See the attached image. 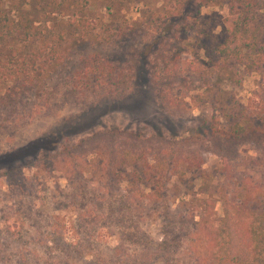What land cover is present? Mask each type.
Masks as SVG:
<instances>
[{"label":"trees","instance_id":"1","mask_svg":"<svg viewBox=\"0 0 264 264\" xmlns=\"http://www.w3.org/2000/svg\"><path fill=\"white\" fill-rule=\"evenodd\" d=\"M22 1L0 12V133L50 110L66 91L118 99L149 87L176 117L169 91L205 86L208 72L231 60L244 75L257 72L254 92H264V0H163L116 32L103 21L105 34L85 7L109 13L118 0ZM210 4L226 5L227 14L202 43L204 60L182 43ZM15 39L24 44L8 55ZM215 109L188 137L173 128L82 135L81 119L67 117L0 150V264H264V179L250 176L240 157L243 142L264 154V96L228 125ZM201 146L219 159V218L201 185L187 197L170 194L169 183L193 169L206 183ZM26 169L61 171L65 185L52 188Z\"/></svg>","mask_w":264,"mask_h":264},{"label":"rangeland","instance_id":"2","mask_svg":"<svg viewBox=\"0 0 264 264\" xmlns=\"http://www.w3.org/2000/svg\"><path fill=\"white\" fill-rule=\"evenodd\" d=\"M22 3V0H0V12L2 14L10 7H16ZM38 4H45V1H39ZM163 4V0H124L123 2L118 0L112 12L109 13H107L108 10L104 6L86 5L85 9H90L87 12L97 26L95 32L105 34L107 32L105 30L106 23L104 24L103 21L110 24L111 31L116 32L120 26L126 25L128 21L131 22L140 18L146 10L157 11ZM80 6L81 4L78 3L77 8H80ZM46 8L49 9L48 6ZM70 8L74 7L71 6ZM201 11L204 14L203 21L196 23L195 29L189 32V36L182 43V47L187 54L190 53L191 56L205 60L203 47H201L202 43L209 42L214 37L213 34L218 33L220 24L227 14V6L210 4L204 6ZM68 12L72 11L69 9ZM43 17L46 18L47 15H43ZM12 41L15 42L12 49L8 51V55L11 54V51H17V47L21 48L24 44L18 39L10 42ZM118 54V57H120L122 55L121 51ZM208 74L211 79L205 86L196 87L189 92L187 90L169 91L168 94L171 96L176 117H172L162 107L156 91L149 87H139L134 91H128L124 97L118 99L92 92H63L64 94L51 101L54 104L51 103L50 110L42 108L35 115L14 122L4 132L0 133V150L17 145L24 139L36 135L51 124L63 121L67 117L81 119L82 125H85V131L81 133L82 135L86 131L104 127L148 132L153 128L165 132L173 128L174 132L181 137H188L194 133L193 130L202 132V129L208 124L207 121L213 119V108L215 109L218 106L223 108V110H220L219 107L215 109L216 114L219 116L222 125H228L227 119L235 118L241 107L248 105L250 102H257L264 96V92L260 89L258 92H254L255 88H259L261 81L258 73L251 72L250 75H244L239 66L236 63L234 64L232 60L228 63H221L209 71ZM2 92L3 89L0 88V95ZM198 134L202 135L203 133ZM200 152L205 157L202 168L209 173L206 183H203L199 176L200 169H193L187 172L183 181L169 183L170 194L174 198L178 195L187 197L192 195L193 190L198 189V186L201 185L202 191L208 190L213 193L216 201L212 215L219 218L222 214L220 193L222 177L216 175L219 159L216 155L210 154L204 147L200 149ZM240 155L249 175L264 179V154L253 144L243 142L240 146ZM255 157H257V161L251 165L250 161ZM26 172L34 174L36 179L43 178L52 188H55L56 185L60 187L65 185L61 171H54L52 177H49L47 172L41 169H26ZM1 198L2 196H0V207L3 203ZM157 223L151 227L153 230H155ZM109 241L111 244L115 243L114 239Z\"/></svg>","mask_w":264,"mask_h":264}]
</instances>
